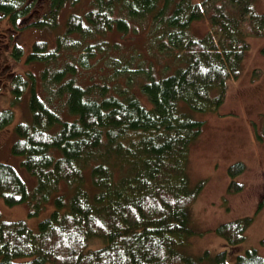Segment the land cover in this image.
I'll return each mask as SVG.
<instances>
[{
    "label": "trees",
    "instance_id": "trees-1",
    "mask_svg": "<svg viewBox=\"0 0 264 264\" xmlns=\"http://www.w3.org/2000/svg\"><path fill=\"white\" fill-rule=\"evenodd\" d=\"M81 1L0 0V19L22 31L56 27L70 11L51 45L35 39L25 59L18 43L11 47L31 68L7 76L10 105L0 109V129L24 93L30 119L14 126L17 167L0 161V197L10 205L31 199L29 214L49 199L54 208L35 230L24 219H0V264H230L248 217L215 227L223 249L195 256L179 249L194 233L188 212L203 183L191 187L186 176L189 145L203 128L189 112L221 105L227 81L239 76L244 37L262 34L264 15L254 0ZM203 18L208 29L196 36L191 25ZM143 22L146 48L112 59L109 75L82 76L106 58L109 31L121 37ZM157 53L175 64L157 68ZM22 169L35 178L31 191ZM92 237L103 243L90 247ZM233 264H264V256L249 247Z\"/></svg>",
    "mask_w": 264,
    "mask_h": 264
},
{
    "label": "rangeland",
    "instance_id": "rangeland-1",
    "mask_svg": "<svg viewBox=\"0 0 264 264\" xmlns=\"http://www.w3.org/2000/svg\"><path fill=\"white\" fill-rule=\"evenodd\" d=\"M84 2L85 0H82L80 4ZM80 4L74 5L73 8L80 7ZM69 7L67 6L68 9ZM253 8L257 13L264 15V0H254ZM69 12H62L56 27H25L27 29L23 31L12 26L6 17H1L0 109L10 105V79H7V76L31 68V62H18L11 56L13 44L18 43L23 48V58L35 39H45L51 45L55 35L64 26L65 17ZM146 24L147 22L134 24L138 29H129L121 37L109 31L105 38L111 47H108L106 58L96 61L83 71L82 76H92V79L96 80L109 75L114 68L110 65L112 59L128 60L132 50L143 49L145 44L146 48ZM207 29L208 20L203 18L193 22L190 32L202 36ZM141 33L143 35H139ZM244 39L247 49L240 63L239 76L227 81L221 105L214 111L189 112L192 117L203 121V128L189 145L186 176L191 187L200 181L203 183L188 212L194 233L179 247L183 254L191 256L201 254L205 250L214 253L226 246L223 239L215 233V227L225 221L248 217L250 222L244 230L243 241L227 253L230 264H233L236 253H241L249 247H255L257 252L264 256V139L258 136L264 116V30L260 35H246ZM151 51L150 48L148 53ZM149 57L154 58L150 55ZM166 63L169 66L175 64L168 56L157 53V68ZM27 98V93H24L22 100L13 107V121L0 129V161L13 163L16 167L20 159L11 153L10 146L16 137L15 124L30 119ZM236 163H239L241 168L231 175L229 167ZM22 170L26 187L31 191L35 178L26 170ZM228 185L231 186L230 190ZM60 190L65 191V185ZM32 203L30 199L10 205L0 197V219H24L27 225L35 230L39 220L54 208V202L49 199L39 205L35 214H29ZM90 239H94L89 243L90 247L103 243L100 237Z\"/></svg>",
    "mask_w": 264,
    "mask_h": 264
},
{
    "label": "bare ground",
    "instance_id": "bare-ground-1",
    "mask_svg": "<svg viewBox=\"0 0 264 264\" xmlns=\"http://www.w3.org/2000/svg\"><path fill=\"white\" fill-rule=\"evenodd\" d=\"M222 56V55H221ZM126 72V71H125ZM125 77V76H124ZM142 78V77H141ZM138 79H140V78H138ZM138 79H136V80H138ZM144 79V78H143ZM146 80V79H145ZM148 81V80H147ZM136 82V81H135ZM144 82V81H143ZM131 83V82H130ZM147 95V94H146ZM154 105V104H153ZM126 109V108H125ZM149 113V112H148ZM145 157V156H144ZM143 157V158H144ZM154 158V157H153ZM93 160V159H92ZM48 170V169H47ZM84 171H86V170H84ZM118 175V174H117ZM109 176V175H108ZM115 176V175H114ZM171 178V177H170ZM173 178V177H172ZM116 180V179H115ZM170 180V179H169ZM175 180V179H174ZM173 180V181H174ZM175 182V181H174ZM178 182H180V181H178ZM132 183V182H131ZM173 183V182H172ZM135 185H136V183H135ZM152 187V186H151ZM107 199V198H106ZM169 235V234H168ZM157 237V236H156ZM170 238V237H169ZM108 248V247H107ZM123 249V248H122ZM195 264V263H194Z\"/></svg>",
    "mask_w": 264,
    "mask_h": 264
}]
</instances>
